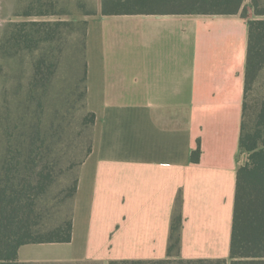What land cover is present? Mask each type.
Wrapping results in <instances>:
<instances>
[{"label":"crops","instance_id":"obj_1","mask_svg":"<svg viewBox=\"0 0 264 264\" xmlns=\"http://www.w3.org/2000/svg\"><path fill=\"white\" fill-rule=\"evenodd\" d=\"M87 28L91 153L78 171L69 243L19 261L164 260L177 205L184 260L228 259L249 26L240 15L115 14ZM200 147L198 163L193 153Z\"/></svg>","mask_w":264,"mask_h":264},{"label":"trees","instance_id":"obj_2","mask_svg":"<svg viewBox=\"0 0 264 264\" xmlns=\"http://www.w3.org/2000/svg\"><path fill=\"white\" fill-rule=\"evenodd\" d=\"M245 2L246 0H101L104 13L240 15L247 20L249 26L240 134V155L245 151L248 158L238 170L230 257L194 260L175 258L177 256L174 254L180 251L183 225L178 204L172 222L167 259L120 260L110 261L108 264H264V0H250L256 16L254 19L249 18ZM36 39L35 32H18L11 42H14L13 46L21 42L30 45ZM86 59L87 56L83 63L84 77L81 78L85 83L84 97H87ZM43 63L44 60H40L33 66L32 78L35 82L40 81L38 77L42 74ZM261 75L263 81L258 95L255 86ZM1 102L6 110L0 112V264H26L19 261V249L22 246L69 243L72 240L73 221L72 215L52 224L34 220L37 212L33 206L36 203L35 192H45L50 185L51 161H46L44 153L35 142L34 113L31 107L22 109L18 123H14L8 115L7 100ZM59 114L61 112H56L50 122L52 130H55ZM89 116L93 128L94 114L89 111ZM63 122L64 120H60L62 125ZM62 129L59 128L56 134H61ZM92 144L93 130L86 150L87 156L92 151ZM200 157L199 147L193 153L192 161L198 163ZM77 186L78 174L71 186L74 198Z\"/></svg>","mask_w":264,"mask_h":264},{"label":"rangeland","instance_id":"obj_3","mask_svg":"<svg viewBox=\"0 0 264 264\" xmlns=\"http://www.w3.org/2000/svg\"><path fill=\"white\" fill-rule=\"evenodd\" d=\"M100 4L101 0H0V112L6 110L1 102L6 99L8 115L18 123L21 110L31 107L35 142L46 161H51L50 185L45 192H35L37 222L58 223L73 213L71 186L87 156L93 130L81 81L87 56L86 22L88 28L87 20ZM245 4L249 18L254 19L250 0ZM18 32H35L37 39L30 45L21 42L13 46L12 37ZM40 60H44L42 74L35 82L33 66ZM262 81L263 75L255 86L258 95ZM56 112L61 114L52 130L50 122ZM61 127L62 133L56 134ZM247 158L242 151L241 165Z\"/></svg>","mask_w":264,"mask_h":264}]
</instances>
